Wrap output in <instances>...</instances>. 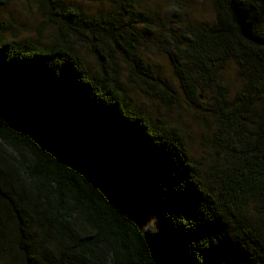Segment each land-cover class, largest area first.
Returning <instances> with one entry per match:
<instances>
[{
    "label": "trees",
    "instance_id": "obj_1",
    "mask_svg": "<svg viewBox=\"0 0 264 264\" xmlns=\"http://www.w3.org/2000/svg\"><path fill=\"white\" fill-rule=\"evenodd\" d=\"M24 1L51 29L9 39L0 21V261L264 264V0H210L206 26L167 23L136 0ZM147 45L212 118L206 167L127 94L125 70L165 109L179 101ZM151 216L159 232L146 235Z\"/></svg>",
    "mask_w": 264,
    "mask_h": 264
},
{
    "label": "rangeland",
    "instance_id": "obj_2",
    "mask_svg": "<svg viewBox=\"0 0 264 264\" xmlns=\"http://www.w3.org/2000/svg\"><path fill=\"white\" fill-rule=\"evenodd\" d=\"M136 3L135 8L137 10H142L146 14L155 13L167 23L174 21V25L190 22L206 26L214 19V9L210 0H136ZM81 4L89 13L106 8V5L99 3L84 2ZM0 21L5 25V35L9 39L21 40L33 37L36 35L38 27L41 28L40 36H44L45 39L51 29L43 21L35 4L24 0H0ZM144 49H146L143 54L146 63L168 81L169 85L176 91L179 101L173 107L165 109L157 100L142 94L132 84H128L125 70L123 81L126 84L127 94L132 104L154 117L164 118L168 125L176 127L185 140L189 154L201 166L206 167L210 163L212 150L210 144L213 130L211 116L191 103L188 104L185 100L167 57L157 53L150 46ZM86 59L94 64V59L89 54H86ZM221 78L228 85L230 95L241 86L233 61L227 62L221 72ZM251 209L252 207L249 208V210ZM0 264L4 263L0 261Z\"/></svg>",
    "mask_w": 264,
    "mask_h": 264
},
{
    "label": "clouds",
    "instance_id": "obj_3",
    "mask_svg": "<svg viewBox=\"0 0 264 264\" xmlns=\"http://www.w3.org/2000/svg\"><path fill=\"white\" fill-rule=\"evenodd\" d=\"M141 231L146 235L152 234L155 235L159 232L158 218L156 216H151L143 224Z\"/></svg>",
    "mask_w": 264,
    "mask_h": 264
}]
</instances>
